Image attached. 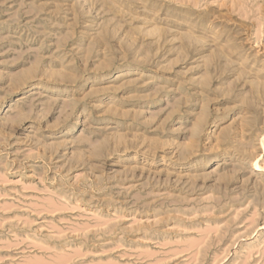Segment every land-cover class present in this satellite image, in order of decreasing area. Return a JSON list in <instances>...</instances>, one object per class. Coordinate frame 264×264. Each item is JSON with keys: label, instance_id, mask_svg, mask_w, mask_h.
<instances>
[{"label": "rangeland", "instance_id": "374dc122", "mask_svg": "<svg viewBox=\"0 0 264 264\" xmlns=\"http://www.w3.org/2000/svg\"><path fill=\"white\" fill-rule=\"evenodd\" d=\"M0 264H264V0H0Z\"/></svg>", "mask_w": 264, "mask_h": 264}, {"label": "bare ground", "instance_id": "6f19581e", "mask_svg": "<svg viewBox=\"0 0 264 264\" xmlns=\"http://www.w3.org/2000/svg\"><path fill=\"white\" fill-rule=\"evenodd\" d=\"M253 167H254V171H260L262 169L258 163H255Z\"/></svg>", "mask_w": 264, "mask_h": 264}]
</instances>
